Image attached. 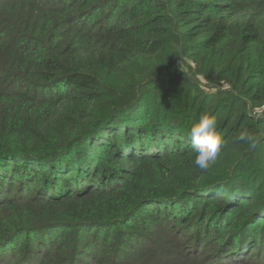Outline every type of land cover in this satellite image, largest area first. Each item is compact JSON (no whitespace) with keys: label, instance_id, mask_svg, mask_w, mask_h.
I'll list each match as a JSON object with an SVG mask.
<instances>
[{"label":"trees","instance_id":"obj_1","mask_svg":"<svg viewBox=\"0 0 264 264\" xmlns=\"http://www.w3.org/2000/svg\"><path fill=\"white\" fill-rule=\"evenodd\" d=\"M0 264H264V0H0Z\"/></svg>","mask_w":264,"mask_h":264},{"label":"clouds","instance_id":"obj_2","mask_svg":"<svg viewBox=\"0 0 264 264\" xmlns=\"http://www.w3.org/2000/svg\"><path fill=\"white\" fill-rule=\"evenodd\" d=\"M188 136L196 154L194 164L201 170H207L216 162L226 144L218 130L217 117L210 112L202 113L198 120L191 125ZM238 140L247 142L252 148H255L257 144L255 136L247 132H241Z\"/></svg>","mask_w":264,"mask_h":264},{"label":"rangeland","instance_id":"obj_3","mask_svg":"<svg viewBox=\"0 0 264 264\" xmlns=\"http://www.w3.org/2000/svg\"><path fill=\"white\" fill-rule=\"evenodd\" d=\"M186 73H188L189 75H193L191 72H189V71H186ZM194 77V76H193ZM196 78L200 81V83L202 84V86H203V88H205V86H204V80H203V78H201V77H199L198 75L196 76Z\"/></svg>","mask_w":264,"mask_h":264}]
</instances>
